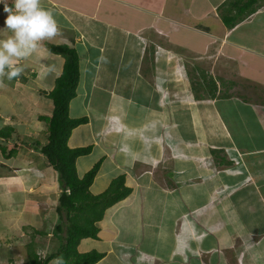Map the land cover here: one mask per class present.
Wrapping results in <instances>:
<instances>
[{"label": "crops", "instance_id": "0c3cea01", "mask_svg": "<svg viewBox=\"0 0 264 264\" xmlns=\"http://www.w3.org/2000/svg\"><path fill=\"white\" fill-rule=\"evenodd\" d=\"M262 5L229 28L220 17L229 0L3 1L0 129L11 133L0 137V264H23L31 240L42 256L61 243V188L41 151V117L52 110L44 93L64 62L47 48L55 39L79 58L82 95L69 115L87 122L68 145L92 149L77 157L76 172L91 168L97 150L91 193L120 175L129 189L79 252L102 253L94 264H264V37L242 42ZM232 66L259 97L217 74ZM100 91L116 96L98 117L89 99ZM132 141L144 145L140 153L128 152Z\"/></svg>", "mask_w": 264, "mask_h": 264}, {"label": "trees", "instance_id": "16d2710c", "mask_svg": "<svg viewBox=\"0 0 264 264\" xmlns=\"http://www.w3.org/2000/svg\"><path fill=\"white\" fill-rule=\"evenodd\" d=\"M261 1L264 2L229 0L231 8H223L220 17L227 27L232 28L254 13ZM47 48L64 58L62 70L55 78L52 89L44 93L52 101L51 114L41 117L47 123V142L41 147V151L56 170L61 188L56 206L59 223L55 227L61 243L55 251L41 257L31 240L27 245V256L23 264H47L51 259H57L58 264H94L103 254L96 250L79 252L77 246L81 239L95 237L98 230L96 222L101 219L104 210L124 198L129 189L124 185V176L120 175L112 179L103 192L91 193L89 187L102 159L97 160L82 176H78L77 157L88 154L92 149V145H68L71 130L87 122L85 116L69 115L70 100L76 95L80 77L79 58L76 49L66 44L48 43ZM10 133L11 127L0 129V137H8ZM35 233L44 235L43 231L35 230Z\"/></svg>", "mask_w": 264, "mask_h": 264}, {"label": "rangeland", "instance_id": "374dc122", "mask_svg": "<svg viewBox=\"0 0 264 264\" xmlns=\"http://www.w3.org/2000/svg\"><path fill=\"white\" fill-rule=\"evenodd\" d=\"M2 1H9L10 3H14V1H16V0H2ZM261 4H263L261 7V9H262V12H261V14H259V15H257L256 17H255V22L251 25V24H249V25H245L244 26V30L245 31H247V32H249V35H243L242 36V38H243V40H242V42H245V43H247V44H252V43H256V41H255V36L257 37V39H259L258 41H259V43H261V41H260V39H262L263 37H264V11H263V9H264V2L263 1H261L260 2ZM22 6H20V9L19 10H21V9H23V8H21ZM24 7V6H23ZM1 13V12H0ZM1 16V15H0ZM263 31V32H262ZM60 32H61V30H60ZM3 34L4 35H6V33L5 32H3ZM3 34H0V35H3ZM238 34H239V32H238ZM263 36V37H262ZM248 37V38H247ZM54 43H60V41L59 40H57V39H55V41H54ZM46 47V46H45ZM10 48H12V51H14V50H16V47L14 46V45H10ZM16 52V51H15ZM187 60H189V59H187ZM234 61V63H238V60L236 59V60H233ZM187 65H190L189 63L188 64H186V69H187V71H188V67H187ZM206 67H208V66H206V64L204 65V67H203V70L204 71H207L206 70ZM209 68V67H208ZM200 69V68H199ZM224 69V68H223ZM222 69V70H223ZM186 71V73H187V79L188 80H191V78H195V77H197V75H195V74H193V73H190L189 71L187 72ZM239 72L237 71V69H236V67L235 66H232L231 68L229 67V68H225V70H223V72H221V71H217V74L218 75H220V76H222V77H224L225 79H228V80H230L231 79V81H233L234 83H233V85L234 86H238L237 88H239L240 89V87L242 86L243 87V90H244V93L245 94H249V93H253L255 96L256 95H258V96H256V97H259V94H257V88H256V86L255 85H253V84H247V83H245L243 80H242V78H241V76H239V74H238ZM201 74H206V73H204V72H202ZM131 75V74H130ZM127 80H129L131 77H129V73H128V75H127ZM198 79V78H197ZM195 81V80H194ZM6 82H8V84H12V80H7ZM26 89H32V86H27L26 87ZM100 90V89H99ZM241 90V89H240ZM242 90V91H243ZM8 91V90H7ZM6 91V92H7ZM78 91H79V95L77 94L76 96H78V97H80L81 95H82V89H81V87H79V89H78ZM128 91H129V89H128ZM32 93H28V92H26V96L27 97H30V95H31ZM105 93H103L102 91H100L99 93L98 92H96V93H94L93 95H91V99H89V106L94 110V113H99V115H98V117L99 116H102L103 114L102 113H104V111L107 109V107L108 106H111V105H114L115 103L112 101L113 100V97L114 96H116V95H112V94H110L109 96L108 95H104ZM34 96L38 99L39 98V96L38 95H36V94H34ZM81 98V97H80ZM41 99H43V100H41L42 102H44L45 103V100H44V97H42L41 96ZM77 98L75 97V98H73L72 99V101H71V103H72V106L73 107H75V104H73V103H77V100H76ZM47 101H50V100H47ZM145 101V100H144ZM48 103V102H47ZM19 105H18V103H15V105L13 106V108H16V107H18ZM132 107V111L133 112H135V107L134 106H131ZM36 112H38V110H36ZM72 112L73 113H75V108L72 110ZM29 120H31V119H29ZM111 139H113V136H110L109 137V140H111ZM90 140L91 141H95V144L97 145V142H100L101 141V138H97V136L95 137V134L93 133L92 134V136L90 137ZM125 145H127V149H128V152H130V153H132L133 151H136V152H138V150L142 147V146H144V145H142V144H140V143H137V141L135 142V141H132L131 143H129V144H125ZM138 153H140V151L138 152ZM90 156L92 157V156H94L93 158H91V159H94V160H98V157H99V152L97 151V150H93V152H92V154L91 155H89V156H87V157H89V160H90ZM84 159V158H83ZM79 161H82V159H80ZM81 168V167H80ZM37 237V236H36ZM41 244V243H40ZM42 245V244H41ZM38 246V243H36V246H34L35 247V250H36V252H38V253H40V255H41V257H43L42 256V254H43V250H41V248L42 247H37ZM52 251H53V249H51ZM79 251V250H78ZM3 253H5V252H3ZM7 263V262H6ZM6 263H4V264H6ZM49 264H57L56 262H50Z\"/></svg>", "mask_w": 264, "mask_h": 264}, {"label": "clouds", "instance_id": "9594fccd", "mask_svg": "<svg viewBox=\"0 0 264 264\" xmlns=\"http://www.w3.org/2000/svg\"><path fill=\"white\" fill-rule=\"evenodd\" d=\"M3 4V1L2 0H0V7H1V5ZM31 34V33H30ZM29 33L27 34V37H29V36H31Z\"/></svg>", "mask_w": 264, "mask_h": 264}]
</instances>
